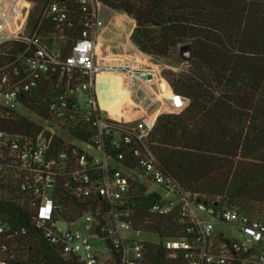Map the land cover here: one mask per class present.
I'll list each match as a JSON object with an SVG mask.
<instances>
[{
    "label": "built area",
    "instance_id": "2783aa9c",
    "mask_svg": "<svg viewBox=\"0 0 264 264\" xmlns=\"http://www.w3.org/2000/svg\"><path fill=\"white\" fill-rule=\"evenodd\" d=\"M20 1L0 5V47L15 40L28 44L0 69V120L11 111L21 115L15 107L19 104L28 110L22 115L37 126L21 132L0 128V203L25 206L32 213L31 225L65 257L83 264H144L149 243L162 244L168 257L181 264H264V214L188 188L161 166L150 137L158 114L170 103L136 122L125 118L121 104L122 119L110 115L109 105L104 110L98 68L103 2L76 0L84 14L83 29L68 46V0H49L45 7L39 26L47 18L57 29L48 33V41L39 27L31 34L12 30ZM54 79L46 110H31L25 99ZM143 177L171 195L151 191ZM142 186L158 196L150 213L169 220L178 236L160 238L140 227ZM80 209L84 211L78 214ZM79 221L82 228L76 227ZM223 224L234 234L218 230ZM27 229L0 210V264H12Z\"/></svg>",
    "mask_w": 264,
    "mask_h": 264
},
{
    "label": "trees",
    "instance_id": "16d2710c",
    "mask_svg": "<svg viewBox=\"0 0 264 264\" xmlns=\"http://www.w3.org/2000/svg\"><path fill=\"white\" fill-rule=\"evenodd\" d=\"M27 1L42 3L44 8L49 2ZM101 1L132 19L130 41L144 54L179 59L180 47L192 46V59L184 61L187 68L178 74L166 72L173 96L182 104L171 103L160 112L151 133L150 143L161 166L188 188L264 214V0ZM68 8L70 20L64 33L69 46L80 37L84 14L76 0H68ZM42 18L36 23L39 32L57 30L47 18L39 26ZM8 45L0 55V68L12 64L28 47L21 40ZM56 82L48 81L25 99L31 110H46ZM36 126L15 111L0 120V128L9 131ZM134 189L137 227V182ZM157 198L141 187L140 227L154 230L160 238L178 236L169 220L150 213ZM0 210L16 225L28 228L12 264H83L51 245L31 225L32 213L25 206L5 200ZM144 264L181 262L168 257L162 244L149 243Z\"/></svg>",
    "mask_w": 264,
    "mask_h": 264
},
{
    "label": "rangeland",
    "instance_id": "374dc122",
    "mask_svg": "<svg viewBox=\"0 0 264 264\" xmlns=\"http://www.w3.org/2000/svg\"><path fill=\"white\" fill-rule=\"evenodd\" d=\"M3 2L4 0H0V5ZM44 10L42 3L21 0L11 21L12 30L15 33L22 31L28 34L34 33L38 27L36 23L39 17L43 16ZM118 13L123 15H117L115 11L105 6L99 8L100 19L103 21L99 31V40L102 41L98 50V68L101 75L99 98L104 110L108 105L111 107L114 103H119L125 108V118L129 122H136L150 119L156 110L169 103L182 104L179 99L174 98L173 88L166 72L172 71L178 74L187 68V64L180 58L140 56L137 47L130 41L132 19L126 17L128 15L123 11ZM41 34L47 41L49 40L48 33ZM9 48L8 43L0 47V55L5 54ZM110 77H115L116 80L109 82ZM15 107L21 115L28 114L25 107L19 104H15ZM31 117L33 118L32 115ZM90 152L101 156L97 151L90 150ZM143 180L147 182L151 191L159 192L164 197L171 195L146 177H143ZM76 227L82 228V221H79ZM217 228L234 234L230 225H218ZM150 238L154 239V237Z\"/></svg>",
    "mask_w": 264,
    "mask_h": 264
},
{
    "label": "water",
    "instance_id": "95a60500",
    "mask_svg": "<svg viewBox=\"0 0 264 264\" xmlns=\"http://www.w3.org/2000/svg\"><path fill=\"white\" fill-rule=\"evenodd\" d=\"M179 57L183 61H190L192 59V46L191 44H183L180 47ZM110 115L113 118L122 119L123 118V107L114 103L110 109Z\"/></svg>",
    "mask_w": 264,
    "mask_h": 264
},
{
    "label": "crops",
    "instance_id": "0c3cea01",
    "mask_svg": "<svg viewBox=\"0 0 264 264\" xmlns=\"http://www.w3.org/2000/svg\"><path fill=\"white\" fill-rule=\"evenodd\" d=\"M109 9V8H108ZM112 11H114V10H112ZM119 11H115V13L116 14H119L118 13ZM117 16V15H116ZM132 33V32H131ZM131 33H130V35H131ZM102 41V40H101ZM101 41L99 40L98 41V47L100 46L99 44H101ZM137 53L140 55V56H142L143 58H145V57H154V56H152V55H149V54H144V53H142V52H140L139 50H138V48H137Z\"/></svg>",
    "mask_w": 264,
    "mask_h": 264
},
{
    "label": "bare ground",
    "instance_id": "6f19581e",
    "mask_svg": "<svg viewBox=\"0 0 264 264\" xmlns=\"http://www.w3.org/2000/svg\"><path fill=\"white\" fill-rule=\"evenodd\" d=\"M114 80H116V78L114 77V78H109V82H113ZM116 104H118V105H120L119 103H116ZM111 109V108H110Z\"/></svg>",
    "mask_w": 264,
    "mask_h": 264
},
{
    "label": "flooded vegetation",
    "instance_id": "af4514ba",
    "mask_svg": "<svg viewBox=\"0 0 264 264\" xmlns=\"http://www.w3.org/2000/svg\"><path fill=\"white\" fill-rule=\"evenodd\" d=\"M112 107V106H111ZM111 107H109V108H111Z\"/></svg>",
    "mask_w": 264,
    "mask_h": 264
}]
</instances>
